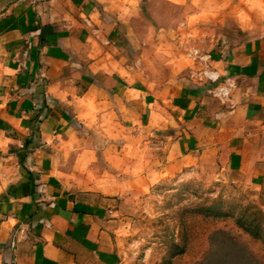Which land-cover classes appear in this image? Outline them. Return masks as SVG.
Segmentation results:
<instances>
[{
    "label": "crops",
    "instance_id": "obj_1",
    "mask_svg": "<svg viewBox=\"0 0 264 264\" xmlns=\"http://www.w3.org/2000/svg\"><path fill=\"white\" fill-rule=\"evenodd\" d=\"M124 1L0 0V264H84L107 248L108 191L68 184L78 172L64 147L97 107L112 112L108 99L162 131L171 157L264 187V24L214 65L231 80L203 76L161 98L110 55L115 17L136 9ZM226 80L221 101L212 90Z\"/></svg>",
    "mask_w": 264,
    "mask_h": 264
},
{
    "label": "rangeland",
    "instance_id": "obj_2",
    "mask_svg": "<svg viewBox=\"0 0 264 264\" xmlns=\"http://www.w3.org/2000/svg\"><path fill=\"white\" fill-rule=\"evenodd\" d=\"M134 4L135 11L115 17L119 41L109 52L161 98L217 72L224 51L259 35L264 24V0H128L126 6ZM222 77L232 78L226 71ZM108 107L110 114L92 111L64 147L67 157L76 156L78 172L67 176L68 184L79 193L107 190L104 203L113 211L107 248L84 252V264H264V187L205 158L171 157L162 131H149L115 100Z\"/></svg>",
    "mask_w": 264,
    "mask_h": 264
},
{
    "label": "built area",
    "instance_id": "obj_3",
    "mask_svg": "<svg viewBox=\"0 0 264 264\" xmlns=\"http://www.w3.org/2000/svg\"><path fill=\"white\" fill-rule=\"evenodd\" d=\"M204 76L211 83H216V82H218V79H219V75L217 72H207V73H205ZM232 86H233V83H231L228 86H223V85L214 86V88L212 90V94L215 97L219 98L221 101H225V99L229 97L230 89Z\"/></svg>",
    "mask_w": 264,
    "mask_h": 264
}]
</instances>
